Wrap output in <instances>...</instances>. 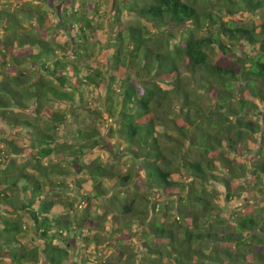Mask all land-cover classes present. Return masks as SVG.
<instances>
[{
  "label": "trees",
  "instance_id": "16d2710c",
  "mask_svg": "<svg viewBox=\"0 0 264 264\" xmlns=\"http://www.w3.org/2000/svg\"><path fill=\"white\" fill-rule=\"evenodd\" d=\"M259 103L264 0H0V264H264V114L246 116ZM104 138L142 183L181 193L116 196L119 215L103 214L115 233L135 225L138 250L113 239L100 258L112 238L96 236L90 202L75 213L63 179L88 177L102 197L113 179L128 189L134 174L81 162ZM181 170L189 180L172 179ZM212 182L225 204L252 199L225 216Z\"/></svg>",
  "mask_w": 264,
  "mask_h": 264
},
{
  "label": "rangeland",
  "instance_id": "374dc122",
  "mask_svg": "<svg viewBox=\"0 0 264 264\" xmlns=\"http://www.w3.org/2000/svg\"><path fill=\"white\" fill-rule=\"evenodd\" d=\"M213 11L217 12L219 15H222L223 20H234V21H244V22L253 20L257 22L259 19L258 15H252L248 12H238L232 16H228L226 14L223 15V12L219 9L213 8ZM51 18L53 22H56V19H57L56 14L53 16L51 15ZM93 20H94V23L99 26L98 38L103 40L106 37V31H108L107 24H108L109 19L108 17L101 18L99 17V15H96L94 16ZM122 22L125 25L128 23L136 24L134 20L126 17L124 14L122 15ZM56 39L59 43H64V41L68 39V35L66 33H62L60 30H57ZM161 85L164 88L170 87L169 84L167 83H161ZM84 109L89 110V108H84ZM263 114H264V104L259 103L258 108H256L250 114L247 113L246 116L251 119L260 120ZM111 122H112L111 120H108V124ZM159 130L162 131V128H160ZM104 139L106 140L102 142V145L96 147L92 153L86 155L85 158L82 159L81 162H83L84 164H88L90 162L101 161V163H104L107 165L113 164L121 175H125L128 173L134 174V177H133L134 180L128 189H125V188L118 189L119 181L113 179L112 181H110V184L108 186V189H107L108 192H107L106 197H102V196L96 195L97 193L95 192V184H93L92 180L88 177L70 175L63 179L66 183H68V187L65 190L69 196V200L72 201V203H74L75 205V208H74L75 213L80 215L84 211L83 203L90 202V207H88L87 210H85V213L88 214V217L90 218V220H92L91 224H93L94 222L95 224L99 223L100 225H102L101 226L102 229L99 230L96 236L99 237V239L101 240H109V237L112 238L110 240L111 241L110 243H105V242L102 243L104 246V249L100 250V252H97V253H100L101 255L103 254L100 258L106 257L109 253L113 251L114 249L113 247L114 245L112 241L113 239H116L118 243H122V242H125L126 240L131 239V243L127 245V248L133 253L137 252L138 250L137 244H138L139 230L135 227V225H133V230L135 231V233L131 230H125L123 234L120 233L122 231H118L115 233L113 229L114 226H112V223L110 221L111 213L110 214L108 213L107 215L103 214V211L106 209V210H110L109 212L116 211V213L119 215V212L116 210L117 207L119 206L117 203V200L115 199L116 196L118 198H121V197L129 198L130 195L135 193L138 195L144 194L146 196V199H148V201L149 200L153 201L156 199H160L162 201L163 199H166V198L173 199L176 197V195L181 193V191L170 192V194L167 196L165 194H162L161 190L155 189L154 185H151L148 182L142 183L139 173L133 170L134 167L132 165L131 159L127 156H121L120 154H118L117 149H116V144L112 143L110 139H107V138H104ZM67 165L70 166L69 164ZM135 165H136V162H135ZM137 167L139 171L141 166L137 164ZM184 172H185L184 170L174 172L172 174V179L175 181H180V182L189 180L190 177H188ZM205 189L207 191L215 190L217 192L213 200L214 202H217L218 204L224 206L225 216H228V214L231 213L232 211H238L244 208L245 204L252 199L251 193L244 192L238 200L225 204L223 186L212 182V184H207L205 186ZM260 198L261 196H255L253 200L256 201V200H259ZM111 201H115L116 203L114 204ZM140 202L142 203L146 202L147 204L149 203L143 199ZM133 220L135 223L134 218ZM116 222L117 221H115L114 223ZM116 224H118V222ZM94 233L95 232L90 231V235H93ZM89 250L93 252L95 249L94 247H90ZM77 260L78 258L76 256L72 257V261H77Z\"/></svg>",
  "mask_w": 264,
  "mask_h": 264
}]
</instances>
